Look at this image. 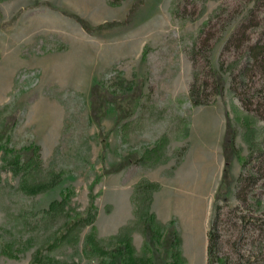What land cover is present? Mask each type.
Listing matches in <instances>:
<instances>
[{
    "label": "rangeland",
    "instance_id": "rangeland-1",
    "mask_svg": "<svg viewBox=\"0 0 264 264\" xmlns=\"http://www.w3.org/2000/svg\"><path fill=\"white\" fill-rule=\"evenodd\" d=\"M175 1L0 0V264H33L39 251L46 263L50 257L56 264H106L120 246L124 227H131L135 258L164 264L155 253L163 254L164 247L147 242L136 216L135 191L143 180L160 185L146 189L153 190L149 213L162 233L174 226L181 237V259L168 249L166 263L207 264V228L222 180L228 123L235 143L234 151L227 149L232 191L228 203L220 201L222 253L225 264H238L236 250L252 254V264H264V236L249 227L239 239L232 226L246 207L264 211L262 180L254 186L256 198L246 185L241 195L247 201L236 197L243 162L252 155L256 163L264 152L263 69H252L245 86L241 74L255 63L248 56L250 45L264 43L263 6L253 10L260 25H249L243 40L223 49L254 0H187L179 17L173 14ZM206 36L211 66L219 70L224 63L225 88L213 102L195 106L189 93L191 51ZM120 78L134 83L127 89ZM98 83L109 98L117 94L124 107L143 93L135 113L121 118L108 103L106 115L95 121L91 100ZM31 143L41 146L37 180H46L50 170L62 173L58 184L36 194L20 189V176L13 174L4 152L7 146ZM144 155L148 164L141 165L138 158ZM125 161L132 163L116 171ZM64 194L70 195L64 207L51 210V201ZM148 195L143 192L142 199ZM167 216L173 218L161 220ZM77 220L79 238L51 246L66 224ZM90 234L105 254L92 251ZM9 244L16 257L4 253Z\"/></svg>",
    "mask_w": 264,
    "mask_h": 264
},
{
    "label": "trees",
    "instance_id": "trees-1",
    "mask_svg": "<svg viewBox=\"0 0 264 264\" xmlns=\"http://www.w3.org/2000/svg\"><path fill=\"white\" fill-rule=\"evenodd\" d=\"M121 2V0H113V4L117 5ZM186 2L187 0H176L175 1V9L173 14L175 16H182L185 9H186ZM258 3L263 6L261 9V13L264 12V0H254L253 7L249 9V12L246 17L237 21L234 31L231 33L230 37L225 42L223 49H227L231 43H235L243 40L247 34V27L250 26H259L261 23L260 19H256L253 10L257 9ZM219 17V15H216ZM252 18L254 24H252ZM255 18V19H254ZM256 20V21H255ZM230 22V21H229ZM83 27L88 29V26L82 21ZM210 32V31H209ZM206 34V33H205ZM220 39V37H218ZM203 40V41H202ZM210 36H206L205 38L201 39L197 45H195L194 49L191 51V58L194 64V74L193 80L190 84L189 93L192 98V102L195 106L201 104H209L210 102L214 101V97L223 93L225 88V80L223 77V61L220 63L219 70L214 69L211 66L210 61V52L212 51V45H208ZM249 58L253 60V63L249 67H243L241 70V74L243 77V83L248 81L247 78L256 66L260 69H263L264 73V43L261 40H258L255 44L250 45L249 47ZM200 58H202V62L200 63ZM202 75L205 76V79L202 78ZM120 85L124 84L125 88H130L133 85V81L128 80L126 78L119 79ZM235 78H232V88H235ZM135 87L134 93L137 92ZM211 91H208L210 90ZM245 91V88H244ZM113 94V93H112ZM117 94H113L112 97H108L105 95L104 86L102 84H95L92 88V117L95 121L99 122L101 118L106 115L107 107L106 104L114 103L115 107L121 113L120 117H126L129 115H133L136 110V106H138L139 99L143 97V93L137 94L135 97V102L129 103L125 107L122 105L121 101L115 98ZM134 95V94H133ZM260 93H258V96ZM240 99L243 102L244 106L247 110H249V106L245 103L246 100L241 97ZM257 111L258 109H254ZM264 111V110H263ZM260 118L264 120V115L260 114ZM12 126H15L13 124ZM12 126L6 127V129L11 130ZM11 133V132H10ZM235 132L230 131V125L228 123V128L226 132V138L224 143L225 149V165L223 169L222 180L219 185V188L216 192V205H215V213L213 214L212 220L210 222L209 230H208V263L207 264H225L226 256L223 255V233L221 232V222L222 219V208L223 206L220 204V201H225L228 203V195L232 191V184L233 179L231 178V169H232V155L230 151H228V146L233 149L234 151V143H235ZM157 148V147H156ZM155 148V149H156ZM5 162L9 165L13 174L20 176V189L23 192L27 193H38L45 191L47 189L52 188L56 184L61 181V172H55V170H50L47 174L48 178L46 180H37L35 175L40 172L42 167V155H41V146L31 143L27 146H24L20 149H14L12 147H5ZM130 159V158H127ZM132 160V159H131ZM137 161V160H136ZM147 156L138 158L139 164H148ZM253 163L252 155L249 156L243 162L244 171L240 174L237 178V191L236 197L238 200L247 201V196L242 197L241 192L243 187L250 186L251 191L253 193L250 195L251 199L256 198L254 193V186L259 183V181L264 182V152L258 155V159ZM132 162H120L114 168L116 171H119L126 167L127 165L131 164ZM1 170V169H0ZM143 184L136 187L135 193L138 195L137 200V217L140 219V223L143 225L142 229L144 233L147 235V242L153 246L154 243L157 241L164 247V252L161 254L160 251L156 250V257L158 256L160 260L162 259V263L167 264L165 261V256L169 253L168 249H173L174 253L172 255H176V259H181V237L178 233L177 229L173 226L171 229H167L165 233H162L161 228H159L158 222L156 221V216L153 213H149L150 208V200L152 198L151 192L153 190L146 189V188H153L157 189L160 185L154 182H145L142 181ZM245 189V188H244ZM143 192L149 194L145 201L142 199ZM70 198L69 194H64L61 200L54 199L50 203V209L55 210L58 209L60 206L64 207L66 201ZM241 206H236L234 209L238 210ZM141 208V210H140ZM248 211L241 213L238 216V220L236 222H232V226L238 231L241 237L243 235L248 234V229L255 228L258 230L261 236H264V211L260 213H256L252 211L249 207H246ZM143 211V212H142ZM92 219V218H90ZM81 220H77L76 222H68L66 224L65 232L58 237L57 241L53 243L51 246L58 245L61 241L64 240H77L79 238L78 231H77V223ZM91 222V221H90ZM131 231V227H124L122 229V236L119 238V247H116L111 252L110 261L106 264H144V260L142 258L138 259L134 257V248L132 246L131 238L129 237ZM88 242L90 243L92 251L95 250L99 253L105 254L106 251L101 245L98 243L95 234H90L87 238ZM59 241V242H58ZM12 245H7L4 249V253L10 257H16L13 252ZM237 255V263L238 264H252V254L245 255L240 253L236 250ZM163 256V257H160ZM45 256L42 254V251L37 252L34 256L33 264H54L56 261L53 258H48V262L45 261ZM176 260V261H177ZM164 261V262H163ZM56 264V263H55ZM66 264V263H65Z\"/></svg>",
    "mask_w": 264,
    "mask_h": 264
},
{
    "label": "crops",
    "instance_id": "crops-1",
    "mask_svg": "<svg viewBox=\"0 0 264 264\" xmlns=\"http://www.w3.org/2000/svg\"><path fill=\"white\" fill-rule=\"evenodd\" d=\"M152 179H154V178H152ZM158 180H160V179H158ZM154 210H156V209H154ZM156 212V211H155ZM160 216H158V218H159ZM173 217L172 216H167V217H162V221H164V222H166V221H169V220H171ZM208 230H209V227L207 228V247H205V250L207 251L206 252V263H208ZM185 239V234L183 233V240ZM182 249H183V251H185L186 250V245H185V240H184V242H183V246H182Z\"/></svg>",
    "mask_w": 264,
    "mask_h": 264
}]
</instances>
